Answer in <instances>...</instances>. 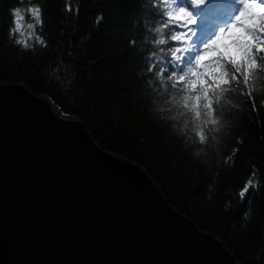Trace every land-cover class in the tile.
<instances>
[{
    "label": "trees",
    "instance_id": "16d2710c",
    "mask_svg": "<svg viewBox=\"0 0 264 264\" xmlns=\"http://www.w3.org/2000/svg\"><path fill=\"white\" fill-rule=\"evenodd\" d=\"M35 4L44 11L37 34L48 46L24 49L9 38L10 10ZM146 8V0H0V81L48 94L101 146L141 163L170 203L221 237L237 259L264 264V73L252 88L258 112L246 97L232 96L223 135L198 153L149 99ZM250 177L258 189L241 202L238 191Z\"/></svg>",
    "mask_w": 264,
    "mask_h": 264
},
{
    "label": "water",
    "instance_id": "95a60500",
    "mask_svg": "<svg viewBox=\"0 0 264 264\" xmlns=\"http://www.w3.org/2000/svg\"><path fill=\"white\" fill-rule=\"evenodd\" d=\"M0 264L245 263L141 163L15 80L0 81Z\"/></svg>",
    "mask_w": 264,
    "mask_h": 264
},
{
    "label": "snow or ice",
    "instance_id": "6c2138e0",
    "mask_svg": "<svg viewBox=\"0 0 264 264\" xmlns=\"http://www.w3.org/2000/svg\"><path fill=\"white\" fill-rule=\"evenodd\" d=\"M146 4L142 59L149 99L161 121L203 153L223 135L232 96L246 97L243 102L258 112L252 88L264 73V0H146ZM10 12L8 35L16 45L48 46L37 34L44 26L39 4ZM29 19L35 23H25ZM130 43L135 46V40ZM252 177L238 191L241 202L258 189Z\"/></svg>",
    "mask_w": 264,
    "mask_h": 264
}]
</instances>
